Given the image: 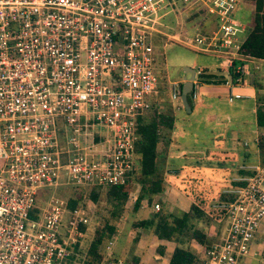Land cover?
<instances>
[{
	"label": "built area",
	"instance_id": "built-area-1",
	"mask_svg": "<svg viewBox=\"0 0 264 264\" xmlns=\"http://www.w3.org/2000/svg\"><path fill=\"white\" fill-rule=\"evenodd\" d=\"M236 3L0 0V264H87L85 238L97 217L84 200L70 207L55 193L125 182L137 169L136 117L152 102L163 107L154 39L228 66L247 31L234 18ZM169 14L180 28L165 33L159 28ZM183 16H212L215 26H191L181 38ZM200 74L194 69L192 87ZM170 98L179 101V83H171ZM239 168L238 184L221 191L233 198L210 205L226 220L223 235L200 246L194 264H264V160ZM107 243L94 264H123L112 255L113 238Z\"/></svg>",
	"mask_w": 264,
	"mask_h": 264
},
{
	"label": "crops",
	"instance_id": "crops-1",
	"mask_svg": "<svg viewBox=\"0 0 264 264\" xmlns=\"http://www.w3.org/2000/svg\"><path fill=\"white\" fill-rule=\"evenodd\" d=\"M183 17H181L183 26L189 28V26L187 27L184 24ZM186 18H188V16ZM191 19L192 17H190V20ZM214 26L215 20L214 17L211 16L204 21L201 27L204 28V30H210L213 29ZM258 62V59L246 58L242 55L233 59L228 66L221 62L220 66L222 69L224 68L227 70L229 67L233 69L239 67L241 72H239L238 75H235L233 80H223V78H221L222 83L220 84L203 83L199 75L200 79L198 84H196V87H192L195 92V97L191 99L193 101L192 106L197 107L201 112L203 129L205 130L206 127L208 128L209 126H211L212 129L208 130V133L205 136L200 137L203 138L201 143L184 145L179 151L174 148L178 145L177 143H180L177 141L180 137V126L176 125L175 121H173L170 130L163 129L160 131L161 138L156 145V151L157 161L159 162L158 166L161 167L163 175L161 182L163 190L161 193L153 196L150 204H146V202L142 200L136 211L140 210V208L142 209V207L146 205H149V209L151 210L154 201L159 202L162 206L165 205L166 201H169L170 205L174 207L172 209L187 211L190 205V199L180 190L185 187L183 185L184 181H181L182 178L188 177L195 179V182L198 184H196L197 188L203 189L204 192L206 190L205 187L208 185L212 186L211 190L213 191H222L225 187L238 184L234 178L245 173L244 170L239 168L241 163H256L264 160L260 156V148L258 147V139L261 136H264V127L257 126L255 122V108L259 101L258 97L261 95L262 98H264V88L262 89V84L258 82L257 79L250 76L252 72L260 73L259 70L253 67ZM193 69H200L201 74L203 72L202 68L193 67ZM206 70L207 71L204 73L215 74L209 69ZM261 77L264 78L263 76ZM225 81L228 83H225ZM182 82L177 81L180 87ZM232 93H237L240 96L228 101L227 96ZM262 98L261 101H263ZM221 105H225V108L223 109ZM217 106H220L225 110V113H222ZM180 107H182V104L179 99V105L173 109V112ZM164 109L163 107L160 108V110ZM191 110L192 107L189 112H191ZM189 120L190 119H185L183 122H188ZM215 126H218L219 129H215ZM196 128L197 126H195V131L190 135V138L196 134ZM243 141L246 142L245 146L242 144ZM178 159H181L182 161L179 166H177ZM228 174L233 176L231 177V181L229 180L226 183L221 176H228ZM221 182L224 183L222 188H220L222 185H218ZM137 189L138 187H135L133 191L129 192L124 205V213L127 211V208H131ZM208 190H210L209 187ZM207 196L209 197L210 194L207 193ZM180 202L184 203V206L181 209L179 208L181 207ZM86 203L89 204V201H85V204ZM201 230L204 232L208 243L213 242L209 235L203 229ZM135 234L137 235V242H139V245H134L132 247L133 251L135 249V252L138 250L139 253H142L143 245L146 242L150 243L149 245L154 246L153 249L159 245L163 246V256L160 259L164 257L163 262L166 264L174 244L171 245V247H166L167 243H171L170 241L157 239L154 234L150 232L146 233L140 228H135ZM91 237L92 234H89L88 237L85 238L84 244L86 246H88ZM116 238L117 235H115V239ZM190 245L193 251L198 254L197 251H199V246L192 245V243ZM101 253L104 254L103 249ZM154 258L151 260L142 259L141 262L143 264H156Z\"/></svg>",
	"mask_w": 264,
	"mask_h": 264
},
{
	"label": "trees",
	"instance_id": "trees-1",
	"mask_svg": "<svg viewBox=\"0 0 264 264\" xmlns=\"http://www.w3.org/2000/svg\"><path fill=\"white\" fill-rule=\"evenodd\" d=\"M253 4L251 24L243 37L239 47V54L244 57L263 59L264 60V0H246ZM233 65V64H232ZM229 73L234 76L233 68L229 67ZM200 75L201 81L206 84H220L221 77L216 78L211 73H204L207 70L202 68ZM160 74V73H159ZM162 75V74H161ZM159 98L165 93V84H160ZM258 97V104L255 108V122L257 126L264 127V98ZM190 109L192 107L191 98H187ZM174 112L171 108L164 110L152 102L151 106L142 114L136 117L134 132L136 140L134 142V154L136 156L137 169L131 172L125 182L118 185L104 187L87 186L84 188H62L58 194L68 201L70 207L77 202L84 200L90 201L95 205L97 225L94 226L92 237L85 244L86 263L94 264L100 259L102 248L114 233H116V223L125 211L126 198L135 187H138L134 202L131 205V211H136L140 202L144 200L150 204L153 196L163 190L162 170L157 161L156 145L159 141L160 131L163 129L170 130L174 121ZM258 147L260 156L264 159V136L259 139ZM181 181L185 187L180 190L190 199V205L187 211L168 212L160 204L158 210L153 212L149 217L134 220L131 223L133 229L140 228L143 231H151L157 239L173 242L174 247L169 254L166 264H194L197 259V253L191 248V243H196L199 247L205 246L208 240L200 228H195L191 223L192 220L204 219L207 222L208 217L220 219L222 212L211 209L208 202L218 201L221 199L230 200L231 194H225L221 191H213L197 188L196 182L191 178H182ZM207 193L210 196H207ZM206 194V195H205ZM82 230L83 227L79 226ZM187 238L188 245L181 246L182 238ZM106 241V242H105ZM186 241V242H187ZM155 252L158 257L163 256V246H156Z\"/></svg>",
	"mask_w": 264,
	"mask_h": 264
},
{
	"label": "rangeland",
	"instance_id": "rangeland-1",
	"mask_svg": "<svg viewBox=\"0 0 264 264\" xmlns=\"http://www.w3.org/2000/svg\"><path fill=\"white\" fill-rule=\"evenodd\" d=\"M252 5L253 4L249 1L237 0L235 12H234L235 13L234 18L241 20L244 24H246L247 26H250L251 18H252ZM199 10L200 11H199V14L196 16V19L203 16V11L201 7ZM186 17L187 16L183 17L184 24L187 27L189 26V29L191 28V26H196L197 28H199V30L201 31L204 30V28H202L201 26L206 20V18L201 19L196 22L195 18L190 20L191 16H189L188 18ZM162 24L168 25V27L159 28L162 32H165V33H171L172 30H176L180 28L179 25L173 26L174 17L171 14L167 15L166 17L162 19ZM181 29H182V34L180 35L181 38L190 36L191 30L190 31L186 30L188 28L183 26V24H181ZM153 49H154L155 54L157 55V58H156L157 64H158L157 70L160 74H162L161 82L165 84V93H164V96H162L163 109L171 108L173 110L176 106L179 105L178 100L174 101L170 98V86L172 82H177V81L182 82L183 81V77L185 75L184 67L209 69L211 70V72L215 73L214 77L216 78L221 77L223 78V80L224 79L233 80L235 75H238V73L241 72L239 70V67H235L234 69H232V71L234 72V76H233L231 75V73H229V69L227 70L224 68L222 69V67L220 66L221 65L220 59L216 58L213 55L199 52L191 48L190 46L180 43L178 41H170L166 43L165 45H163L160 40H157V38H155L154 43H153ZM250 76L252 78L257 79V81L262 84L261 85L262 89L264 88V78L261 77L260 73L252 72ZM217 107L220 109L222 113H225V110H223L225 108V105H221L223 109L220 106H217ZM174 112H175V116H174L175 124L180 126L179 128L180 137L177 139V141L180 143H177L178 145L174 148L177 151H179V149H181V147H183L184 145H194V144L201 143L203 141V138H200V137L205 136L208 133L207 131L212 129L211 126H209L208 128L206 127L205 130L203 129L201 112L195 106H192L191 112H186L183 109V107H180ZM185 119H190V120L188 122H183ZM195 126H197L196 134L190 138V135L195 131ZM213 128H214V125H213ZM215 129H219L218 126H215ZM177 162H178L177 166H179L182 161L181 159H178ZM232 176L228 174V176L223 175L221 176V178H223L224 181L227 183V181L229 180L231 181ZM218 185H222L220 187L222 188L224 186V183L221 182ZM95 187L101 188L104 186L95 185ZM208 187L212 189V186L208 185L207 187H205L207 191H210L208 190ZM58 191L59 190H57L55 194H58ZM217 191L219 192L220 190H216V192ZM42 194H45V191H42ZM208 203L211 204L213 202L210 201ZM180 204H181V207L179 208L181 209L184 206V203L180 202ZM89 207L90 209L87 211V213L96 215L95 205L91 203L90 201H89ZM159 207H160V204H159ZM149 208L150 206L146 205L142 207V209L140 208V210L133 212L131 211V208L129 207V209L127 208V211L117 221V227H116L117 232L114 233V235H112L111 237L113 238L111 249H112V255L115 257L121 258L123 260V264H143L141 262L142 259L151 260L154 257H155L154 259L156 261V264H164L163 262L164 257L160 259L158 257V254H156L155 249H153L154 246L149 245L150 243L148 242L144 243L142 253H139L138 250L135 252V249L134 251L132 249L134 245H139V242H137L138 241L137 235L135 234V229L131 227V223L134 220H137V218H140V219L147 218L153 212L156 211L153 209V207H151V210ZM163 208L165 211H168V212L169 211L171 212L176 211L177 213L181 212V210L179 211V210L172 209L174 207L170 205L169 201L165 202V205L163 206ZM175 208L178 209L177 207ZM86 209L88 208L86 207ZM92 211L93 213H91ZM191 223L193 224L195 228L203 229L209 235L212 241H217L221 239L223 235L226 220H219V219L208 217L207 222H205L204 219H201V220H192ZM148 231L149 230L144 231V232L147 233ZM115 235H117L116 239H115ZM186 241H187V238L185 236L182 238V243L180 245L181 246L188 245L187 243H189V241L187 242ZM107 242L104 243L103 246H101L103 250L105 246L108 245ZM171 243H167L166 247H171V245H173V242ZM190 243H192V245H197L194 242H190Z\"/></svg>",
	"mask_w": 264,
	"mask_h": 264
},
{
	"label": "water",
	"instance_id": "water-1",
	"mask_svg": "<svg viewBox=\"0 0 264 264\" xmlns=\"http://www.w3.org/2000/svg\"><path fill=\"white\" fill-rule=\"evenodd\" d=\"M185 75L183 77V82L180 87V101L183 109L186 112L190 111V106L187 98L190 97L192 91V80L194 79V69L191 67H184Z\"/></svg>",
	"mask_w": 264,
	"mask_h": 264
}]
</instances>
